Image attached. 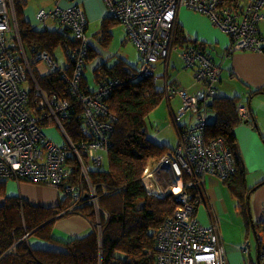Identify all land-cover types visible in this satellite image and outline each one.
Listing matches in <instances>:
<instances>
[{
  "label": "built area",
  "instance_id": "1",
  "mask_svg": "<svg viewBox=\"0 0 264 264\" xmlns=\"http://www.w3.org/2000/svg\"><path fill=\"white\" fill-rule=\"evenodd\" d=\"M111 18L122 24L127 38L140 55L136 77L150 76L164 98H180V108L171 115V124H179L178 142L155 164L147 165L142 180L147 190L156 196L172 193L178 208L166 217L156 234L155 264H229L224 249L218 219L210 208L206 178L215 176L227 180L234 171L233 155L223 139L206 140L207 102L214 94L221 64L214 62L205 51L195 46L183 48L180 57L185 69L194 71V80L203 89L194 94L167 80V61L172 51V39L177 12L187 8L206 15L212 24L229 40L231 51H264L260 23L264 15L260 9L264 0H243L242 7H229L225 0H103ZM38 23L47 19L69 28L74 47L64 44L66 59L73 71L67 76L57 67L55 59L46 51H35L28 59L22 44L13 0H0V180H25L46 184L70 198L71 205L58 215L71 212L78 204L90 203L96 212L97 234L100 238L98 196L89 176V169L104 161L108 150V132L116 119L107 109L104 98L119 83V78L106 76L92 92L81 88L90 44L87 40L88 21L76 4L51 10L40 9L35 14ZM166 61L165 76H155V64ZM45 63L49 71L60 70L70 94L65 97L46 94L38 85L32 63ZM29 80L35 98L30 106L29 89L22 83ZM81 110L82 134L86 140L74 142L64 128V121L74 106ZM240 123L249 120L247 108L236 105ZM50 121L49 125L43 123ZM180 122V121H179ZM57 126L61 140H54L46 129ZM74 158L80 169V179L70 176L74 168L67 161ZM69 177V178H68ZM85 185V186H84ZM205 207L208 222L198 218V208ZM264 219V211H263ZM28 234L23 236L26 239ZM257 264H264V230L256 232ZM241 250L248 252L246 245ZM244 264V263H243Z\"/></svg>",
  "mask_w": 264,
  "mask_h": 264
},
{
  "label": "trees",
  "instance_id": "2",
  "mask_svg": "<svg viewBox=\"0 0 264 264\" xmlns=\"http://www.w3.org/2000/svg\"><path fill=\"white\" fill-rule=\"evenodd\" d=\"M229 7L241 8L243 0H225ZM28 0H13L14 12L23 46L28 47L32 55L35 51L46 50L52 57L57 47L65 43L74 47L69 28L63 30L32 28L24 19L23 11ZM104 25V23H103ZM103 28L104 38L107 35ZM183 29L176 23L172 46L181 49L190 45ZM192 46L205 51V43L192 41ZM64 48V47H63ZM95 57L90 48L86 61ZM68 60V59H67ZM31 64L34 77L40 88L48 95L74 99L61 71H49L39 74ZM62 71L70 76L73 66L70 60ZM138 69L130 70L121 61L112 66L100 63L92 71L93 80L98 85L106 76L119 78L121 83L114 86L104 98L108 111L115 116L113 127L108 132V150L103 153L104 161L89 169V176L98 196L100 238L97 234L96 212L90 203L78 204L69 213H77L93 224V229L82 236H74L67 241L56 242L51 236L52 218L72 203L65 195L54 207L34 206L16 196L6 195V180H0V264H155L156 234L163 220L171 216L178 208V202L172 193L164 196L151 194L142 180L147 165L155 164L168 150L166 145L158 144L146 135L145 119L164 99L152 77H136ZM30 82V81H29ZM81 88L92 92L87 86L84 73L80 79ZM203 89V85L200 84ZM29 105H33L34 89L29 86ZM258 91H255L256 93ZM239 98L217 96L213 94L207 102V113H213L214 119L207 121L206 140L223 139L233 155L234 171L227 180L231 196L235 199V208L247 230L254 234L264 230V219L252 221L249 210V194L252 188L246 184L245 170L237 151L234 128L240 124L236 105ZM246 121L245 123L249 122ZM50 121L43 123L47 127ZM65 130L74 142L86 140L82 134L83 118L80 108L73 107L63 123ZM72 165L71 179H80V169L74 158L67 161ZM69 178V177H68ZM262 182H259L260 184ZM85 186V185H84ZM67 213V214H69ZM28 234L26 239L23 236ZM31 237L46 240L53 246H34Z\"/></svg>",
  "mask_w": 264,
  "mask_h": 264
},
{
  "label": "crops",
  "instance_id": "3",
  "mask_svg": "<svg viewBox=\"0 0 264 264\" xmlns=\"http://www.w3.org/2000/svg\"><path fill=\"white\" fill-rule=\"evenodd\" d=\"M56 2H58L60 6H68L76 3L81 7L88 21L86 34L89 29V24L100 26L98 35L99 38L97 37V39L94 36L96 41L94 43L89 42L90 48L95 53V57L87 62L85 69L87 68L89 71H93L100 63L105 62L108 66H112L118 61H121L123 65L130 70L139 68L140 55L138 56V63L130 64L128 58L131 48L134 47H132V45H130L131 47L128 45L126 37L127 33L122 24L112 31L114 20L109 16L107 7L105 6L103 0H53L52 6V2L50 5L47 3L36 5L27 3L23 11L24 19L32 28L37 30L45 28L50 30H61L59 27L63 26L58 23L57 27L54 28H48L45 23L43 28L38 29L37 27L41 25V23H38L35 18V14L38 10H46L45 6L47 5L48 10H51L53 9L52 7H55ZM260 13L264 15V4L260 9ZM53 22L56 21H51V23ZM177 24L183 29L186 38L190 39L188 45H192V41H197L198 44L205 43L207 46L205 52L212 57L214 62L221 64L220 75L214 83V94L226 97L237 96L239 98V103L243 104L248 110L250 121L238 124L234 128V134L238 155L245 170L246 184L249 188H252L249 194L250 215L252 221L260 222L263 219L264 211V51L253 52L235 50L231 51L227 57H224L229 45V40L226 35L215 27L206 15L194 12L184 7L180 8L177 12ZM103 28L108 29V36L106 38H104ZM259 28L264 39V21L260 23ZM116 38H118V44H120L121 47L125 44L124 48H122L123 53L118 56L112 49L113 47L111 48L107 45ZM170 57L171 53L167 61V72L171 63ZM112 59H115V61L110 63V60ZM163 62L164 67L166 68V61ZM171 67L176 68V64L172 63ZM35 69L41 75L49 72L45 63H37L35 65ZM193 73L194 71L192 69H185L182 66V70L175 71L174 76L169 79V82L177 84L189 94H194L201 90L202 86L195 82ZM85 75L84 71V77ZM87 86L89 88L88 81ZM96 88L97 84L95 83V87L93 89H89L95 90ZM255 91L258 92L254 93ZM164 100L166 101L169 109L168 113L170 115L175 114L176 112L172 109V104L175 102L176 105H179L180 98L177 95H174L169 100H166L165 98ZM213 119V113L210 115L207 113V121L210 122ZM179 121L175 124L177 128L179 127V124L184 122L182 120ZM170 124L171 123H169V126H171ZM175 131L177 135V144L178 130ZM51 135L55 136L54 133ZM157 143L166 145L163 144L164 142ZM259 182L262 183L258 184ZM206 186L208 189L210 208L213 213H215L217 219L220 216V218L226 217L231 221L234 214L242 222V225L239 223L237 225L240 228L241 226L243 227V221L235 208V199L231 196L227 185L215 176H208L206 178ZM5 192L6 195L16 196L31 205L40 207L57 206L64 198V194L55 187L46 184L31 183L25 180L16 181L13 179H6ZM3 202L4 198L0 197V205H2ZM198 218L201 222L207 223L208 217L205 207L198 208ZM49 221H52L51 236L56 241L53 242L55 244H60V242L67 241L74 236L85 235L93 229V224L85 217L77 213H69L50 219ZM221 237L223 241V232L221 233ZM29 242H31L30 239ZM31 244L34 246H53V244L49 245L46 240L37 238H34ZM228 256L229 254L227 255V260L229 264H231ZM242 260L244 262V257H242ZM243 262L240 261L233 264H243Z\"/></svg>",
  "mask_w": 264,
  "mask_h": 264
},
{
  "label": "rangeland",
  "instance_id": "4",
  "mask_svg": "<svg viewBox=\"0 0 264 264\" xmlns=\"http://www.w3.org/2000/svg\"><path fill=\"white\" fill-rule=\"evenodd\" d=\"M52 2V4H51ZM244 2V1H242ZM29 4H43V3H47V4H51V6L53 5V0H28ZM45 6V5H43ZM46 10H48V5L45 6ZM54 8V7H52ZM114 23L112 25V31H114L117 27H119L120 23L118 21H116L115 19ZM51 19H47L46 20V24L48 28H54L57 27V22H53L51 23ZM44 25H39L37 28L41 29L43 28ZM59 29L63 30V27H59ZM99 31H100V26L98 25H93V24H89V29L86 35L87 36V40L89 42H95L96 38H99ZM96 38H95V37ZM127 37V36H126ZM97 38V39H98ZM127 43L128 45H132V47H134V45L130 42V40H128L127 38ZM107 45H109L117 54V56L119 54L123 53L122 48H124L125 44L123 45V47L120 46V44H118V38H116L115 40L109 42ZM131 47V46H130ZM116 48V49H115ZM118 50V51H116ZM181 48H176V47H172V51H171V57H170V67L168 68V72H167V78H168V82L169 79L172 78L174 76V72L175 71H180L182 70V66H183V60L180 57V52H181ZM25 51L26 54L28 56V58L31 60V53L28 47L25 46ZM138 52L136 51V48H131L130 50V54H129V58L128 60L130 61V64H136L139 62L138 60ZM53 58L56 61V66L59 68H65L68 65V60L66 59L65 56V49L63 47H57L53 53ZM115 61V59L110 60V63H113ZM164 60H159L156 64H155V76H159V77H164L165 76V67H164ZM41 63V62H40ZM172 63L176 64V68H172ZM87 69V68H86ZM85 69V77L88 81L89 84V88L93 89L95 87V83L93 80V75H92V71H89V69L86 70ZM162 75V76H161ZM22 86L25 89H28L30 84H29V80H26L22 83ZM214 86V85H213ZM181 102L180 104L176 105L175 102L172 104V109L177 112L178 109L180 108ZM168 106L166 104V101L163 99L161 104L156 107L151 113H149V115L146 117L145 119V130H146V135L152 139L155 142H160L163 144H166L169 148L174 149L176 147V131L177 130V126L174 124H170L171 126H169V123L171 122V115L168 113ZM211 113L209 112V115ZM187 119V116L182 117L180 120L184 121ZM47 134H50V137L52 139H56L57 140H61V132L59 130V128L57 126H55V128L52 126V129H46ZM55 134V136L51 135L52 133ZM158 140V141H157ZM154 166V164H151L150 167ZM251 214V213H250ZM53 219V218H52ZM208 222V220H207ZM241 224L242 222L241 220L236 217L233 214V219L230 221L229 219L225 218H218V224H219V228L221 233L223 232V241H224V247L225 250L227 252V255L229 254V258H230V263H237V262H243L242 257H244V264H257L258 263V258H257V240H256V236L253 232L252 229L247 230L243 224V227L241 226V228L237 225V224ZM34 240V237L30 238V241L32 243V241ZM246 245L248 248V252L241 250V247ZM239 260V261H237Z\"/></svg>",
  "mask_w": 264,
  "mask_h": 264
}]
</instances>
